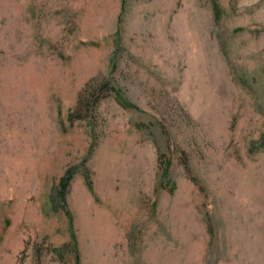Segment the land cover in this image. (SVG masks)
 <instances>
[{"label": "rangeland", "instance_id": "obj_1", "mask_svg": "<svg viewBox=\"0 0 264 264\" xmlns=\"http://www.w3.org/2000/svg\"><path fill=\"white\" fill-rule=\"evenodd\" d=\"M0 264H264V0H0Z\"/></svg>", "mask_w": 264, "mask_h": 264}, {"label": "trees", "instance_id": "obj_2", "mask_svg": "<svg viewBox=\"0 0 264 264\" xmlns=\"http://www.w3.org/2000/svg\"><path fill=\"white\" fill-rule=\"evenodd\" d=\"M166 172V171H165Z\"/></svg>", "mask_w": 264, "mask_h": 264}]
</instances>
